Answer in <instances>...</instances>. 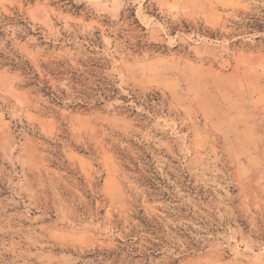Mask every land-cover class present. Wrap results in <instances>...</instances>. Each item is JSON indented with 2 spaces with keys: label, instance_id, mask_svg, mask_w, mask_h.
Segmentation results:
<instances>
[{
  "label": "rangeland",
  "instance_id": "obj_1",
  "mask_svg": "<svg viewBox=\"0 0 264 264\" xmlns=\"http://www.w3.org/2000/svg\"><path fill=\"white\" fill-rule=\"evenodd\" d=\"M0 264H264V0H0Z\"/></svg>",
  "mask_w": 264,
  "mask_h": 264
}]
</instances>
